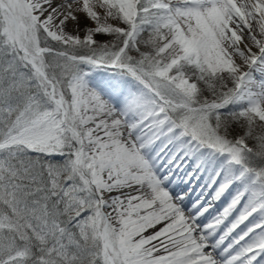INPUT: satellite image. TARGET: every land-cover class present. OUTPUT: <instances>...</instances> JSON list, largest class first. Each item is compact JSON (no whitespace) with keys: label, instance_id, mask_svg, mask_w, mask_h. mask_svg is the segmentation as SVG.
Masks as SVG:
<instances>
[{"label":"snow or ice","instance_id":"snow-or-ice-1","mask_svg":"<svg viewBox=\"0 0 264 264\" xmlns=\"http://www.w3.org/2000/svg\"><path fill=\"white\" fill-rule=\"evenodd\" d=\"M0 264H264V0H0Z\"/></svg>","mask_w":264,"mask_h":264}]
</instances>
